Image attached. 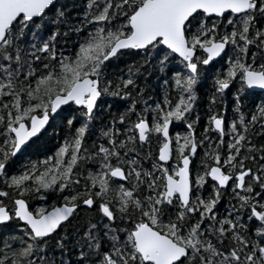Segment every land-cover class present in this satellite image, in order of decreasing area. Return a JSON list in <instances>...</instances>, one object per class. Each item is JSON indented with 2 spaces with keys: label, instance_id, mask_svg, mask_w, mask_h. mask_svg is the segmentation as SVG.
Returning <instances> with one entry per match:
<instances>
[{
  "label": "snow or ice",
  "instance_id": "1",
  "mask_svg": "<svg viewBox=\"0 0 264 264\" xmlns=\"http://www.w3.org/2000/svg\"><path fill=\"white\" fill-rule=\"evenodd\" d=\"M254 89L264 0H0V264H264Z\"/></svg>",
  "mask_w": 264,
  "mask_h": 264
},
{
  "label": "trees",
  "instance_id": "2",
  "mask_svg": "<svg viewBox=\"0 0 264 264\" xmlns=\"http://www.w3.org/2000/svg\"><path fill=\"white\" fill-rule=\"evenodd\" d=\"M130 62L131 61H129V63ZM169 75H170V73H169ZM209 81H211L210 78L208 80L204 81V82H201V84H199V85H201V91L200 92L198 91V97L199 98L197 99V101H195L196 108H197L199 114L202 117L200 120H198V124L200 125V127L197 129V134H199V132L202 130V127H203V124H204L203 113H205L207 111V106H206V108H202V107H200V105L203 104L206 101V99H208L206 97L207 95L203 94V91L204 90L205 91L206 90L209 91L208 88L206 87L207 84L209 83ZM235 87H237V85ZM235 87H231V89L234 91ZM212 91H213V89H212ZM150 94L151 93H149V95ZM252 99H255V98H253V97L249 98V97L245 96V97H243L242 103H249ZM255 100H256V102L260 101V100H257V99H255ZM109 105H111V112L108 113L109 117L111 116L112 113H117L118 114V112L120 110H122L123 107H124L123 104H119V103L113 102V98H110V97L109 98H105V106L107 107ZM222 106H223L222 100L218 99L217 100V108H220ZM251 107L254 108L255 105L252 104ZM224 109L228 112V114L230 116L233 114L232 98L226 100ZM196 114L197 113H195V112L193 113V115H196ZM77 123H79V122L77 121ZM100 123H103V121H101ZM50 131L52 132L53 142H55L56 138H57V131L56 130H52V129H50ZM182 131H184V126L182 124H179V123H176L175 126H173L172 129H171V132L174 133V134L177 133V132H182ZM59 138L63 139L62 130L60 131ZM88 143L91 144V141H89ZM197 155H199V153H197ZM32 159H36V157H32ZM205 192H207V189H205ZM43 195H44V200L43 201H41L39 199L40 193H34V194L30 195L29 200H30V203L32 204L33 207L36 206V204H38V203H46L48 205H51L57 200V195L54 194V193L49 192V193H44ZM223 208H224V202L221 201L220 204H219V209H223ZM11 227L12 226L10 225L9 228L11 229Z\"/></svg>",
  "mask_w": 264,
  "mask_h": 264
},
{
  "label": "flooded vegetation",
  "instance_id": "3",
  "mask_svg": "<svg viewBox=\"0 0 264 264\" xmlns=\"http://www.w3.org/2000/svg\"><path fill=\"white\" fill-rule=\"evenodd\" d=\"M211 80V79H210ZM199 84H201V82H199L198 83V88H197V96H198V91L200 92L201 91V85H199ZM210 85V86H209ZM236 85H233L232 87H235ZM207 88H208V90L209 91H203V94L204 95H207L206 97L207 98H209V96L211 95V93L213 92L212 91V86H211V81H209V83L207 84V86H206ZM232 93H233V90L231 89V87L230 88H228V89H226L225 90V93L223 94V98H218V99H220V100H222V102H223V106H222V108H224L225 107V102H226V100H228V99H230V98H232ZM245 97V96H244ZM246 97H249V98H251V97H253V98H255V99H257V100H260L261 99V97H264V90H257V89H254V90H251L250 92H249V95H247ZM199 98V97H198ZM203 102V101H202ZM201 102V103H202ZM208 105V99H206V101L203 103V104H201L200 105V107H202V108H206V106ZM174 134V133H173Z\"/></svg>",
  "mask_w": 264,
  "mask_h": 264
},
{
  "label": "water",
  "instance_id": "4",
  "mask_svg": "<svg viewBox=\"0 0 264 264\" xmlns=\"http://www.w3.org/2000/svg\"><path fill=\"white\" fill-rule=\"evenodd\" d=\"M258 91L260 90V89H257Z\"/></svg>",
  "mask_w": 264,
  "mask_h": 264
}]
</instances>
